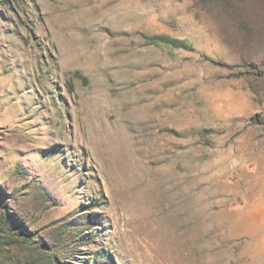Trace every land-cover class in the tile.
<instances>
[{
  "label": "rangeland",
  "instance_id": "1",
  "mask_svg": "<svg viewBox=\"0 0 264 264\" xmlns=\"http://www.w3.org/2000/svg\"><path fill=\"white\" fill-rule=\"evenodd\" d=\"M0 264H264V0H0Z\"/></svg>",
  "mask_w": 264,
  "mask_h": 264
}]
</instances>
